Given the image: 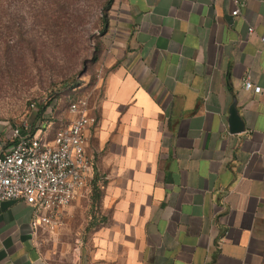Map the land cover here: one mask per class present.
Listing matches in <instances>:
<instances>
[{
  "label": "crops",
  "instance_id": "1",
  "mask_svg": "<svg viewBox=\"0 0 264 264\" xmlns=\"http://www.w3.org/2000/svg\"><path fill=\"white\" fill-rule=\"evenodd\" d=\"M236 8L113 0L86 131L98 212L76 264H264V0ZM32 216L23 200L0 204V264H52Z\"/></svg>",
  "mask_w": 264,
  "mask_h": 264
},
{
  "label": "rangeland",
  "instance_id": "2",
  "mask_svg": "<svg viewBox=\"0 0 264 264\" xmlns=\"http://www.w3.org/2000/svg\"><path fill=\"white\" fill-rule=\"evenodd\" d=\"M112 3L0 0V121L30 122L32 104L40 109L54 99L62 110L73 89H81L92 103L99 90L95 57L108 31ZM96 212L87 188L66 209L56 231L38 233L43 257L52 264H76L89 243Z\"/></svg>",
  "mask_w": 264,
  "mask_h": 264
},
{
  "label": "built area",
  "instance_id": "3",
  "mask_svg": "<svg viewBox=\"0 0 264 264\" xmlns=\"http://www.w3.org/2000/svg\"><path fill=\"white\" fill-rule=\"evenodd\" d=\"M233 1L237 8L232 15L236 16L240 0ZM244 88L261 93V88L254 87L249 79L244 80ZM66 103L71 117L57 129L53 110L48 107L42 113L32 104L31 121L7 123L0 137V204L23 200L31 206L30 224L36 236L54 232L62 225L66 209L87 188L93 170L86 135L96 124L90 97L81 89H73Z\"/></svg>",
  "mask_w": 264,
  "mask_h": 264
},
{
  "label": "water",
  "instance_id": "4",
  "mask_svg": "<svg viewBox=\"0 0 264 264\" xmlns=\"http://www.w3.org/2000/svg\"><path fill=\"white\" fill-rule=\"evenodd\" d=\"M229 113H230V118H229L230 133L238 134V133L243 132L245 130V124L240 119L236 107L233 106L230 109Z\"/></svg>",
  "mask_w": 264,
  "mask_h": 264
},
{
  "label": "trees",
  "instance_id": "5",
  "mask_svg": "<svg viewBox=\"0 0 264 264\" xmlns=\"http://www.w3.org/2000/svg\"><path fill=\"white\" fill-rule=\"evenodd\" d=\"M112 1H113V0H109V4H110ZM97 53H98V51H97ZM95 58L97 59V56H96ZM66 96H67V94L65 95V102H64V105H63V106H65V109H67ZM55 98H56V97H55ZM56 102H57V99L52 100L51 103H49V104L44 105L43 107H41V108H40V111L43 113V112H45V111L48 109V107H50V108L53 110L54 107H55ZM65 109H64V110H65Z\"/></svg>",
  "mask_w": 264,
  "mask_h": 264
}]
</instances>
